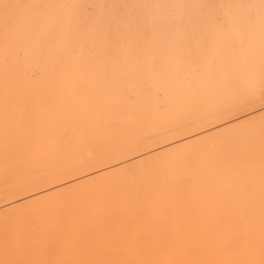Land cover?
Wrapping results in <instances>:
<instances>
[{
	"label": "bare ground",
	"instance_id": "obj_1",
	"mask_svg": "<svg viewBox=\"0 0 264 264\" xmlns=\"http://www.w3.org/2000/svg\"><path fill=\"white\" fill-rule=\"evenodd\" d=\"M127 1L0 0V264H264V0Z\"/></svg>",
	"mask_w": 264,
	"mask_h": 264
},
{
	"label": "rangeland",
	"instance_id": "obj_2",
	"mask_svg": "<svg viewBox=\"0 0 264 264\" xmlns=\"http://www.w3.org/2000/svg\"><path fill=\"white\" fill-rule=\"evenodd\" d=\"M225 1V2H224ZM128 3L130 2V0L129 1H127ZM218 2H219V6H218ZM227 2L228 1H226V0H217V2H216V0H195V4H194V6L196 5V7H195V12L197 13H195V17H196V19L194 20V18H193V20L195 21V25H194V27H191L192 29L194 28L195 30V33H196V35L197 36H199V33L201 32V31H209V30H212L213 28V30H215L216 31V29H217V32L218 31H228V30H230L229 29V27H232V26H229V23L228 22H232L234 25H235V27H237V30H239V31H241V32H243L244 30L243 29H245V25H244V23L246 22V23H248V22H253V21H255V19L253 18H250V17H248V19L246 18V20L244 21L243 20V18L241 17V19H240V17L238 16L240 13L242 14H244V15H249V14H254V13H259V11H257V12H253V10H250V11H248V9H247V6H246V8L244 7V1H242L241 3H239V2H235L234 3V6L232 5H229V6H231L230 8H228L229 6H227ZM233 2V1H232ZM222 3V4H221ZM238 3V4H237ZM198 4H201L200 5V7H199V5ZM216 4H217V9H216ZM225 5V9L223 8V6L222 5ZM228 4H230V3H228ZM231 4H233V3H231ZM236 4V5H235ZM240 4H242L241 6H240ZM249 7L251 6V4L252 3H246ZM255 4V3H254ZM206 7H205V6ZM237 5H239V6H237ZM253 5V4H252ZM203 7V8H202ZM213 7V8H212ZM237 7H242V8H240V11H242V12H240V13H237L236 11H237ZM209 8V9H208ZM222 8V9H221ZM235 8V9H234ZM213 9V12L215 11V9H216V11L214 12V13H212V11H209V10H212ZM229 9H231V10H234L235 11V14L234 13H232V16H234V17H231L232 18V20H230V18L229 17H227V13H229V15H230V12H228V10ZM247 10V11H245V10ZM205 10V11H204ZM123 11V7H121V6H118V8H117V12L118 13H120V12H122ZM234 11H231V12H234ZM206 12H208V13H206ZM212 14H211V13ZM238 12H239V10H238ZM246 12V13H245ZM248 12V13H247ZM263 13H264V11H262ZM132 13V15L134 16V12H131ZM210 13V14H209ZM242 14V15H243ZM197 15V16H196ZM198 17H199V19H198ZM238 17H239V19H238ZM205 18V19H204ZM198 19V23L196 22V20ZM201 19V20H200ZM228 19V20H227ZM235 19H236V21L237 22H239V23H237L238 25H236V23H235ZM243 20V23L241 22ZM210 21H212L211 23L212 24H214V26L212 25L211 27H210ZM248 21V22H247ZM200 23V24H199ZM199 24V25H198ZM210 24V25H209ZM239 24H240V26H239ZM201 25V29H200V26ZM197 27V28H196ZM234 27V29H236ZM247 27V26H246ZM240 28V29H239ZM250 28H253V27H247L246 29H250ZM205 29V30H204ZM231 29H233V27L231 28ZM198 30H199V32H198ZM212 30V31H213ZM235 44V45H234ZM245 44V45H244ZM243 44V46H247L248 45V43H244ZM233 45L234 46H232V48H235L236 50H237V48H238V46H240V44H238V43H233ZM198 46H200V44L198 43ZM264 83H263V81L261 82V87L259 86L258 87V92H259V95H258V97H256V98H254V100H251L250 102H249V104H250V106H246L247 108L245 109V108H243V112H239V114H238V112H236L235 114L237 115H235L234 114V116L233 117H231V118H233V119H228V120H226L225 122H223V123H221L220 125L222 126V125H228L229 123H233V122H236V121H238V119H240L239 121H242V120H245V119H248V118H250V117H258L259 116V114L258 113H260V107H261V104H262V102H264ZM262 93V94H261ZM259 99V100H258ZM256 100V101H255ZM259 101V102H258ZM252 102V103H251ZM256 102H258V103H256ZM248 104V105H249ZM250 114V115H249ZM233 120V121H232ZM232 121V122H231ZM227 123V124H226ZM220 125H218V127H220ZM217 126H214V128L216 129V128H218ZM213 129V128H212ZM136 156H142L141 154H139V155H136ZM136 156H134V157H132V158H134V160L132 159V158H129L128 160V162H127V159H125V160H122V161H120V162H118V163H116V164H112L111 166L112 167H115V165L117 166V164H118V166H126V163H127V165H129L130 163L129 162H132V161H135V159H138L139 157H137V158H135ZM132 160V161H131ZM121 162H122V164H121ZM121 164V165H120ZM111 166H107V167H104V169H106V168H111ZM6 205L5 204H3V203H1L0 202V211L1 210H3L4 208H6L5 207Z\"/></svg>",
	"mask_w": 264,
	"mask_h": 264
},
{
	"label": "snow or ice",
	"instance_id": "obj_3",
	"mask_svg": "<svg viewBox=\"0 0 264 264\" xmlns=\"http://www.w3.org/2000/svg\"><path fill=\"white\" fill-rule=\"evenodd\" d=\"M236 110H237V111H242L243 108H242V106H237V109H236ZM249 115H250V114H249ZM217 119H223V117H217ZM247 123H248L249 125H251V124L254 123V121L251 120V119H249V120L247 121ZM260 124H261V131H262V134H264V102H262L261 107H260ZM228 131L231 132L232 129L229 128Z\"/></svg>",
	"mask_w": 264,
	"mask_h": 264
}]
</instances>
